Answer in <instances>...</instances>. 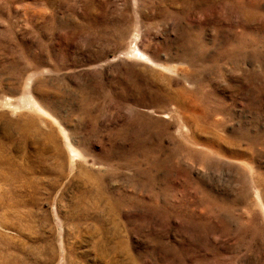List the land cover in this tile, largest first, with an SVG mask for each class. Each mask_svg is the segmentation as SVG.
<instances>
[{"label":"rangeland","instance_id":"1","mask_svg":"<svg viewBox=\"0 0 264 264\" xmlns=\"http://www.w3.org/2000/svg\"><path fill=\"white\" fill-rule=\"evenodd\" d=\"M0 264H264V0H0Z\"/></svg>","mask_w":264,"mask_h":264}]
</instances>
